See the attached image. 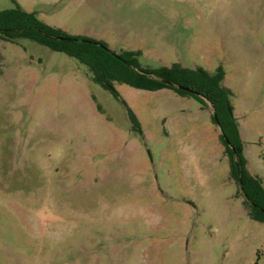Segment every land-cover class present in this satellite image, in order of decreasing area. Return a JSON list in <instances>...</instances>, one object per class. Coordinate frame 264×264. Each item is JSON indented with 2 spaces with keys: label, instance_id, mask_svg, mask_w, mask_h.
I'll use <instances>...</instances> for the list:
<instances>
[{
  "label": "rangeland",
  "instance_id": "1",
  "mask_svg": "<svg viewBox=\"0 0 264 264\" xmlns=\"http://www.w3.org/2000/svg\"><path fill=\"white\" fill-rule=\"evenodd\" d=\"M143 67L214 73L264 186V0H15ZM13 7L0 0V11ZM29 40L0 39V264H264V223L229 176L211 107L115 84Z\"/></svg>",
  "mask_w": 264,
  "mask_h": 264
},
{
  "label": "trees",
  "instance_id": "2",
  "mask_svg": "<svg viewBox=\"0 0 264 264\" xmlns=\"http://www.w3.org/2000/svg\"><path fill=\"white\" fill-rule=\"evenodd\" d=\"M11 2L13 4L11 9L0 11V39L12 43L29 40L75 59L86 68L92 82L108 90L114 99L121 102L132 131L142 137L136 115L119 96L115 84H124L146 91L169 89L178 96L194 98L202 109L212 106L216 118L212 112L210 118L222 132L218 137L228 158L229 176L244 197L243 204L248 216L256 222L264 223V186L247 170L238 123L230 101L232 91L222 85L225 76L222 67H217L214 73H209L201 67L184 68L178 63H173L169 67H143L141 51L115 52L103 41L71 36L61 29L46 24L35 12L25 11L15 0ZM55 38H63V40ZM163 81L192 90L199 96L168 86Z\"/></svg>",
  "mask_w": 264,
  "mask_h": 264
},
{
  "label": "water",
  "instance_id": "3",
  "mask_svg": "<svg viewBox=\"0 0 264 264\" xmlns=\"http://www.w3.org/2000/svg\"><path fill=\"white\" fill-rule=\"evenodd\" d=\"M55 39L63 40V38H55ZM84 42H88V41H85V40H84ZM163 82H164L166 85H168V86L176 87V88H178V89H181V90H184V91H186V92H189V93H192V94H194V95L199 96L198 93H196V92H194V91H192V90H189V89H187V88H184V87H182V86H176V85H174L173 83H171V82H169V81H163ZM211 109H212V114H213L214 118H216L212 106H211ZM217 127H218V126H217ZM218 129H219L220 134H222V132H221V130H220L219 127H218ZM226 142H227V141H226ZM227 143H228V142H227ZM233 152L235 153V150H233Z\"/></svg>",
  "mask_w": 264,
  "mask_h": 264
},
{
  "label": "crops",
  "instance_id": "4",
  "mask_svg": "<svg viewBox=\"0 0 264 264\" xmlns=\"http://www.w3.org/2000/svg\"><path fill=\"white\" fill-rule=\"evenodd\" d=\"M19 4V3H18ZM20 5V4H19ZM21 6V5H20ZM22 7V6H21ZM23 8V7H22ZM24 9V8H23ZM25 10V9H24ZM25 11H27V12H34V11H31V10H25ZM36 13V12H35ZM37 14V13H36ZM39 18V17H38ZM40 19V18H39ZM47 24V23H46ZM52 27H54V26H52ZM55 28H57V27H55ZM58 29H60V28H58ZM63 31V30H62ZM63 32H65V31H63ZM66 33V32H65ZM172 65V64H171ZM167 67H169V66H167ZM225 77V76H224ZM224 79V78H223ZM223 85V84H222ZM224 86V85H223ZM225 87V86H224ZM227 88V87H226ZM232 105V104H231ZM233 107V106H232ZM204 110V109H203ZM205 111V110H204ZM233 114H234V108H233ZM136 117H137V115H136ZM234 117L236 118V116H235V114H234ZM137 119H138V117H137ZM236 120H237V118H236ZM139 121V120H138ZM237 123H238V120H237ZM238 130H239V128H238ZM239 135H240V132H239ZM218 136H219V133H218ZM240 138H241V136H240Z\"/></svg>",
  "mask_w": 264,
  "mask_h": 264
}]
</instances>
